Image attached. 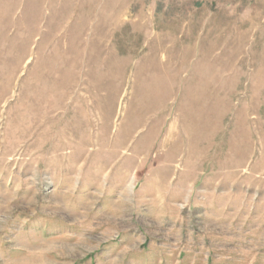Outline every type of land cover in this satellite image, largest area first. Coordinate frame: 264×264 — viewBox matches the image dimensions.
<instances>
[{
  "label": "rangeland",
  "instance_id": "1",
  "mask_svg": "<svg viewBox=\"0 0 264 264\" xmlns=\"http://www.w3.org/2000/svg\"><path fill=\"white\" fill-rule=\"evenodd\" d=\"M0 264H264V0H0Z\"/></svg>",
  "mask_w": 264,
  "mask_h": 264
}]
</instances>
